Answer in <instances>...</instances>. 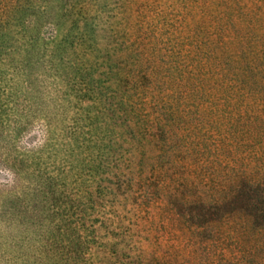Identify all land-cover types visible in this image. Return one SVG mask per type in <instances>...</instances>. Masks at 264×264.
<instances>
[{
  "label": "rangeland",
  "instance_id": "1",
  "mask_svg": "<svg viewBox=\"0 0 264 264\" xmlns=\"http://www.w3.org/2000/svg\"><path fill=\"white\" fill-rule=\"evenodd\" d=\"M75 1L50 3L49 20H40L39 28L46 41L61 38L63 26L53 25L57 12L89 4L85 18L131 20L154 33L171 60L188 67L206 59L215 64L209 53L219 39L213 27L228 7L240 31L235 43L224 41L228 48L243 44L264 56V0ZM236 56L231 63L239 61ZM244 61L249 65L251 57ZM214 64L199 69L198 89L187 98L193 107H185L205 124H190L185 141H133L139 151L134 156L127 144L108 148V166L93 174L102 178L93 191V199L101 200L84 208L81 219L75 210L64 216L72 208L65 198L71 178L62 181L53 167L56 144L44 140L43 115L29 107L26 66L17 75L24 83L16 96H2L0 264H264V186L248 184L231 196L239 176L264 183V58L254 76L248 68L241 76L235 63L222 76ZM204 98L211 105L200 114ZM42 152L41 173L49 181L34 174L36 162L30 165V155Z\"/></svg>",
  "mask_w": 264,
  "mask_h": 264
},
{
  "label": "trees",
  "instance_id": "2",
  "mask_svg": "<svg viewBox=\"0 0 264 264\" xmlns=\"http://www.w3.org/2000/svg\"><path fill=\"white\" fill-rule=\"evenodd\" d=\"M53 1L0 0V112L5 103L2 96H16L24 83L17 75L25 74L27 66L29 107L43 115L44 140L56 144L52 164L59 179L71 178L65 198L72 208L64 216H73L75 210L81 219L84 208L89 204L95 207L101 200L93 199V191L101 188L102 178L93 174L108 166L103 157L111 151L108 148L127 144L125 151L134 156L138 150L133 141H185V130L192 124L202 120L205 124L203 116L191 117L185 107H193L187 98L198 89L199 69L211 68L214 62L202 59L206 63H191L188 67L171 60L159 38L151 31L138 29L131 20L102 22L85 18L83 14L91 15L89 4L80 5L79 11L71 6L57 12L53 25L63 26L61 38L46 41L39 29L40 20H49ZM230 10L226 7L219 14L213 27L219 39L216 50L209 53L215 57V69L222 76L227 65L232 67L234 63L241 76L247 68L254 76L257 62L264 56L253 47L247 51L243 44L235 47L238 51L229 49L231 43L224 42L227 39L235 43L240 37L237 24L228 15ZM67 21L74 27H69ZM111 27L117 31H110ZM107 33L110 38L105 39ZM236 52L239 61L231 63L232 53ZM248 57L251 62L246 65ZM33 68L38 69V75L32 73ZM245 83L239 80L241 89L246 88ZM255 83L250 85L251 91ZM206 99L201 100L200 114L211 105ZM4 122L0 120V130ZM44 158L43 152L31 154L30 165L36 162L34 174L49 181L51 176L47 174L48 179L41 173ZM16 162L13 168L18 166ZM248 184L264 186L259 179L239 176L231 196L237 197ZM110 188L108 184L103 186L106 192Z\"/></svg>",
  "mask_w": 264,
  "mask_h": 264
}]
</instances>
